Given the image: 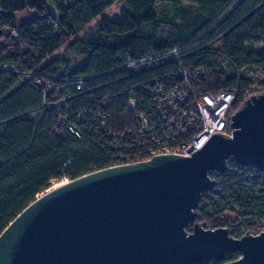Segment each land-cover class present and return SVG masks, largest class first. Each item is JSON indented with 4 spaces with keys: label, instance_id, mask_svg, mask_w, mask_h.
I'll use <instances>...</instances> for the list:
<instances>
[{
    "label": "trees",
    "instance_id": "trees-1",
    "mask_svg": "<svg viewBox=\"0 0 264 264\" xmlns=\"http://www.w3.org/2000/svg\"><path fill=\"white\" fill-rule=\"evenodd\" d=\"M52 1L54 11L44 0H0V64L20 70L0 69V234L53 180L123 163L126 148L116 147L113 139L130 144L135 138L136 112L128 109L129 98L137 87L178 68L161 59L136 72L118 70L129 58L188 44L183 66H206L216 83L227 86H247L258 73L264 85V0H125L116 19L100 16L117 0ZM184 1L191 6L184 8ZM160 3L183 12V24L168 38L154 28ZM24 10L37 14L16 26L15 14ZM79 77H89L81 90ZM139 95L150 101L142 91ZM62 100L63 106L53 107ZM243 101L239 98L236 108ZM140 107L137 113L148 109ZM210 176L217 185L202 195L199 223L206 229L227 227L235 238L264 230L248 221L256 216L249 211L255 205L264 218V172L230 157L225 172ZM219 186L228 192H217ZM241 220L245 230L237 234ZM239 257L227 253L221 262L194 264Z\"/></svg>",
    "mask_w": 264,
    "mask_h": 264
},
{
    "label": "water",
    "instance_id": "water-1",
    "mask_svg": "<svg viewBox=\"0 0 264 264\" xmlns=\"http://www.w3.org/2000/svg\"><path fill=\"white\" fill-rule=\"evenodd\" d=\"M191 156L159 155L97 170L45 192L0 234V264H264V230L241 238L198 221L232 157L264 172V93ZM193 224L192 230L188 228Z\"/></svg>",
    "mask_w": 264,
    "mask_h": 264
},
{
    "label": "built area",
    "instance_id": "built-area-1",
    "mask_svg": "<svg viewBox=\"0 0 264 264\" xmlns=\"http://www.w3.org/2000/svg\"><path fill=\"white\" fill-rule=\"evenodd\" d=\"M187 46H172L155 55L129 58L118 67V70L136 72L161 59H171L178 64L175 71L155 78L150 85L142 86L141 89L137 87L134 95L129 98L128 109L136 112L137 132L130 144L129 141L124 143V139H113L116 147L126 148L122 155L123 163L118 165L140 162L139 156L145 155L149 159L168 154L191 156L214 133L232 137L231 119L234 112L251 96L264 93V85L257 78L258 73L253 74L254 79L247 86H227L216 83L211 70L206 66H183L182 57ZM0 69L11 74L20 73L17 65L8 62L1 63ZM87 78L77 79L78 90L83 88V81ZM139 91L147 95L150 101L146 102L144 97H140ZM239 98L244 101L236 108ZM109 102L107 99L104 106L107 107ZM58 105L63 106L64 100L55 103L53 107ZM139 105L140 108L148 109L137 113ZM75 132L80 136L78 131Z\"/></svg>",
    "mask_w": 264,
    "mask_h": 264
},
{
    "label": "rangeland",
    "instance_id": "rangeland-1",
    "mask_svg": "<svg viewBox=\"0 0 264 264\" xmlns=\"http://www.w3.org/2000/svg\"><path fill=\"white\" fill-rule=\"evenodd\" d=\"M44 1L46 2L48 7L50 8V10L54 11L53 1L52 0H44ZM70 1L71 0H64V2L66 4H70ZM190 6H191L190 3L186 2V1L183 2V7L184 8H188ZM123 8H125V0H117L100 17H108V18H111V19H116L119 16L120 12L123 10ZM157 11L160 12L161 17H160V21L154 26L156 34L158 36H160L161 38H168L171 34H174V33L177 32L178 26L183 24V22H184L183 12L177 11L175 9V7L172 4H170V3H160V4H158L157 5ZM30 12H33V13H30ZM26 14H28L27 16H28V18H30V16L32 14H34V11L27 10ZM97 20L93 21L90 26L94 25ZM26 21H28V20L26 19ZM84 33H85V31H83L81 33V36ZM69 181H70L69 178H64V179H61V180H53L50 183L49 188L44 190L42 193H40L38 195V197L41 196L42 194H44L45 192L50 191V190H52L54 188H57V187L65 184L66 182H69ZM216 190H217V192H222V193L228 192L227 188H224L223 186H219ZM232 207L234 209H236L237 211H240V212L244 211L238 205L234 204V205H232ZM259 208H260L259 206L255 205L249 210L250 212H253L256 216L252 217V218H249L248 221L264 225V218L259 215V212H261L260 211L261 209H259ZM238 226H239V229H236L237 234H240V233L244 232V230H245V220H241L238 223Z\"/></svg>",
    "mask_w": 264,
    "mask_h": 264
},
{
    "label": "crops",
    "instance_id": "crops-1",
    "mask_svg": "<svg viewBox=\"0 0 264 264\" xmlns=\"http://www.w3.org/2000/svg\"><path fill=\"white\" fill-rule=\"evenodd\" d=\"M26 11H27V10H24V11H22V12H18V13L15 14V24H16V26H19V25L22 24V23H25V22L30 21L31 18L35 17L36 14H37L36 11L32 10V11H34V14H32V15L30 16V18H28V16H27L28 14H26ZM30 13H33V12H30ZM26 19H27L28 21H26Z\"/></svg>",
    "mask_w": 264,
    "mask_h": 264
}]
</instances>
